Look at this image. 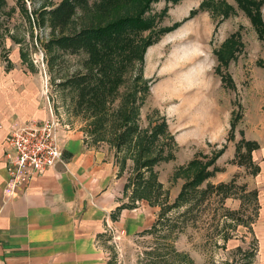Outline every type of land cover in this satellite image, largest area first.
Returning a JSON list of instances; mask_svg holds the SVG:
<instances>
[{
    "label": "rangeland",
    "instance_id": "obj_1",
    "mask_svg": "<svg viewBox=\"0 0 264 264\" xmlns=\"http://www.w3.org/2000/svg\"><path fill=\"white\" fill-rule=\"evenodd\" d=\"M2 1L0 52L19 51L26 56L41 77L45 108L48 98L69 132H81L93 148L107 153L117 177L130 185L125 196L128 200L132 183L147 181L149 172L141 170L142 177L138 178L139 165L134 162L132 146L117 149L109 135L105 141L93 143L91 121L75 111L74 93L57 87L66 76L84 71L86 60L82 53H59L51 58L47 11L61 0ZM205 1L211 2L199 8ZM219 1L233 7L227 17L209 8ZM101 6L110 5L105 0H88L85 8L77 10L66 33L97 26ZM121 13L122 9L117 10L118 15ZM261 13L264 19V6ZM145 16H154L153 31L162 33L155 44L144 49L141 60L129 52L131 61L129 57L117 58L120 79L109 113L124 102L134 84L136 127L146 137L164 122L172 140L159 138L154 152L162 148L172 159L153 168L152 181L162 186L157 193L158 204H152L153 196L150 204L146 200L136 202L125 219L126 230L108 224L118 239L116 244L105 241L103 258L107 264H264V43L234 0H156ZM233 34L239 37L240 46L235 59L221 66L216 52ZM175 55L189 58L187 65L173 66ZM217 69L230 76L233 87L222 84ZM144 86L146 93L142 94ZM241 140L259 146L251 153L250 163L236 155ZM220 150L223 154L214 164L219 171L200 189L204 190L206 183L229 185L230 197L210 193L204 202L191 206L176 226L167 228L169 223L161 220L156 233L140 235L158 221L161 209L171 205L181 190L184 179L174 178L176 170L196 156L201 155L205 162ZM185 211L183 207L177 213ZM177 215L171 210L165 217L173 220Z\"/></svg>",
    "mask_w": 264,
    "mask_h": 264
},
{
    "label": "trees",
    "instance_id": "obj_2",
    "mask_svg": "<svg viewBox=\"0 0 264 264\" xmlns=\"http://www.w3.org/2000/svg\"><path fill=\"white\" fill-rule=\"evenodd\" d=\"M17 1L21 4L23 2V0ZM107 1L110 6H101L99 9L97 26L84 27L70 34L66 33L67 28L77 10L85 8L88 0H61L55 7L49 9L47 15L52 37L47 47L50 52H53L51 58H55L59 53L61 55H76L79 53L86 55L85 70L61 79L57 87L60 90H68L74 93L75 111H79L81 115L86 116L91 121L90 137L92 142L105 141V137L109 135L111 140L116 142L117 149L132 146L135 151L134 162L139 165L137 168L138 178L142 177L141 170L145 169L149 172L147 181L140 184L132 183L128 203L116 208L115 215L113 216L115 218L121 210L133 209L136 201L146 200L150 204L151 197L153 196L155 201L152 204H158L157 193L162 186L152 181V179H155L153 168L160 162L171 160L172 155H164L162 148H159L155 153L154 148L159 138L166 139L170 137V140H172V137L169 135L164 122L158 128H154L150 135L146 137L143 136L144 132L136 127L135 122L138 118V108L134 105L136 100L134 84L131 87L132 91L125 94L124 102L109 113V106L113 103L117 82L120 79L119 74H117V72L119 73L118 66L120 62L117 61V58H128L133 54L134 59L141 60V53L147 47L155 44L162 32L158 31L156 33L153 31L155 25L154 16H145L150 4L156 0H105V3ZM234 1L237 7L249 19L258 39L264 43V19L261 13L264 0ZM210 2H203L199 8L208 6ZM3 4V1L0 0V16ZM215 4L217 6L209 8H212L214 12L224 17H227L233 9L232 6L224 3V1H219ZM119 9L123 10L122 15L117 14V10ZM178 24L180 23H177V26ZM144 33L149 34L143 37L142 34ZM239 46L240 41L236 34L231 35L225 40L216 52L219 65L226 66L228 62L234 60ZM20 56L24 57L22 53H20ZM129 60L131 61L132 59L129 57ZM217 72L221 77L223 85L233 87L232 80L228 74L221 72L219 69H217ZM146 88L144 86L140 92L142 94L146 93ZM126 108L128 109L127 111ZM85 143L89 147H92L89 141L85 140ZM258 148V144L254 141L241 140L236 146V155L240 158H246L248 163H250L251 153ZM242 149H244V152L241 151ZM222 154L223 150H220L205 162L201 160V155L199 157L196 156L185 166L179 167L174 174V178L177 179L181 176L184 179L181 190L171 205L161 209L158 221L154 222L149 229L142 231L140 235L156 233L161 220L169 223L167 228L176 226L179 223L178 219L189 213L191 206L204 202L210 193L220 194L225 199L229 198V185L218 184L213 186L206 183V188L204 190L200 189V186L206 180L213 177L219 171L214 164L216 159ZM211 167L212 169L209 170ZM148 181L150 183H147ZM129 187L130 185L125 184L123 190L124 196H126ZM183 207H186V211L181 214L177 213V210ZM171 210L175 211L178 217L168 220L165 216ZM172 222L173 226L170 225ZM102 237L104 238V243L110 240L113 242L112 236L106 231L102 234Z\"/></svg>",
    "mask_w": 264,
    "mask_h": 264
},
{
    "label": "crops",
    "instance_id": "obj_3",
    "mask_svg": "<svg viewBox=\"0 0 264 264\" xmlns=\"http://www.w3.org/2000/svg\"><path fill=\"white\" fill-rule=\"evenodd\" d=\"M25 57L0 52V264H107L102 234L108 224L124 230L132 209L113 218L128 203L124 180L107 153L89 147L81 132L66 135L62 163L9 197L8 135L47 117L41 77Z\"/></svg>",
    "mask_w": 264,
    "mask_h": 264
},
{
    "label": "built area",
    "instance_id": "obj_4",
    "mask_svg": "<svg viewBox=\"0 0 264 264\" xmlns=\"http://www.w3.org/2000/svg\"><path fill=\"white\" fill-rule=\"evenodd\" d=\"M47 99V117L41 122L31 121L13 129L7 138L10 148L5 156L9 180V197H13L34 176L63 162L62 144L69 133ZM106 232L116 239L110 225Z\"/></svg>",
    "mask_w": 264,
    "mask_h": 264
},
{
    "label": "bare ground",
    "instance_id": "obj_5",
    "mask_svg": "<svg viewBox=\"0 0 264 264\" xmlns=\"http://www.w3.org/2000/svg\"><path fill=\"white\" fill-rule=\"evenodd\" d=\"M187 61H189V58L187 59L186 56H182V55H175L172 60L171 63L173 66H177L182 68L181 66H186L187 65ZM163 93V92H162Z\"/></svg>",
    "mask_w": 264,
    "mask_h": 264
}]
</instances>
